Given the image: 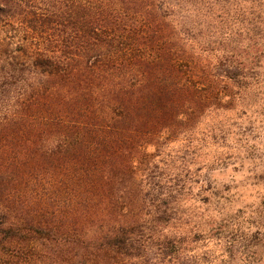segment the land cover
<instances>
[{"label":"trees","instance_id":"1","mask_svg":"<svg viewBox=\"0 0 264 264\" xmlns=\"http://www.w3.org/2000/svg\"><path fill=\"white\" fill-rule=\"evenodd\" d=\"M263 106L264 0H0V264L230 260L180 176Z\"/></svg>","mask_w":264,"mask_h":264},{"label":"rangeland","instance_id":"2","mask_svg":"<svg viewBox=\"0 0 264 264\" xmlns=\"http://www.w3.org/2000/svg\"><path fill=\"white\" fill-rule=\"evenodd\" d=\"M248 138L244 149L228 151L233 159L222 154L203 169L192 164L180 176L182 182L184 178L192 183L199 177L214 192L210 202H202L207 194H197L198 184L191 193L184 192L187 202L182 210L189 225L211 218L215 220L212 236L220 237L223 245L233 242L231 259L226 260L208 239L198 240L191 251L195 264H264V131L251 132ZM221 151L213 148L207 155Z\"/></svg>","mask_w":264,"mask_h":264}]
</instances>
